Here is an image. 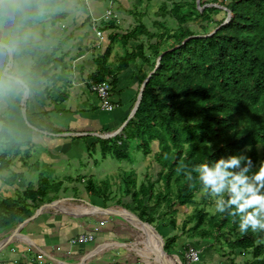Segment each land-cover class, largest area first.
I'll list each match as a JSON object with an SVG mask.
<instances>
[{
    "label": "trees",
    "instance_id": "obj_1",
    "mask_svg": "<svg viewBox=\"0 0 264 264\" xmlns=\"http://www.w3.org/2000/svg\"><path fill=\"white\" fill-rule=\"evenodd\" d=\"M38 7V0H27L21 11L36 15ZM227 10L230 15L226 21ZM157 16L164 21L154 22L155 32L138 25L122 37L124 45L142 36L147 40L119 59L114 69L107 66L110 47L97 59L89 88L110 78L112 90L118 72L136 60L150 68L140 86L150 77L136 112L120 134L98 137L89 149L92 152L98 149L103 158L110 155L127 160L126 154L135 144L137 151L145 157L151 156L150 164L156 165L157 173L154 177L146 174L138 188L134 178L124 194L131 197V211L137 213L140 221L153 226L158 233L161 227L172 230L165 237L159 233L166 259L171 261L173 254L184 262L180 250L195 248L194 244L198 243L208 244L205 247L217 245L225 251L223 257L232 258L234 252H239L251 257L246 264H264V232L249 230L241 234L238 218L233 223L232 217L216 210L210 215L207 209L215 207V198L202 191L195 173L189 181L184 172H177L181 164L190 170L200 163H211L228 155L250 156L254 165L264 160V0H199L198 5L197 0H176L171 8H160ZM37 18L39 13L23 24L28 25ZM112 21L109 24L113 25ZM168 21L172 22L170 27ZM17 25V21L3 19L0 42L15 46L13 56L34 57L29 73L32 82L49 79V66L55 60L39 48L37 53L35 45L23 42ZM158 58V67L154 70ZM0 138L6 145L1 158L18 150V145L6 135L5 125ZM207 142L212 143V149ZM246 147L251 151H244ZM87 181L85 188L90 196L99 197L100 192L104 195V190L99 189L101 185L94 184L91 178ZM198 193H201L199 199ZM46 195V188L40 187L27 189L23 197L35 202ZM188 206L190 215H186ZM181 212L184 219L179 223ZM29 213L28 206L19 200L1 199L0 231L14 226ZM185 236L194 242L175 251L178 239ZM230 264H235L234 260Z\"/></svg>",
    "mask_w": 264,
    "mask_h": 264
},
{
    "label": "crops",
    "instance_id": "obj_2",
    "mask_svg": "<svg viewBox=\"0 0 264 264\" xmlns=\"http://www.w3.org/2000/svg\"><path fill=\"white\" fill-rule=\"evenodd\" d=\"M117 1L110 0L109 4ZM38 2V21L19 23L16 29L23 42L55 60L49 66V79L32 82L29 73L34 57L13 56L15 46L0 42V78L13 76L20 81L0 92V131L5 125L9 140L19 147L1 158L6 145L0 138V200H19L30 210L14 226L0 231V264H160L151 231L131 211V197L123 194L118 198L113 190L94 197L85 188L87 178L94 176L93 169L97 174V163L91 165L95 153L89 149L98 138L93 134L106 136L121 127L135 105L142 78L150 70L136 60L118 72L110 96L114 105L111 111L100 108L89 80L106 48L111 49L107 66L114 69L142 37L124 45L122 37L130 31L121 33L119 23L130 18L123 13L120 17L115 9L110 19L113 25L110 20L95 23L102 32V38H98L81 0ZM92 5L90 2L96 18L108 8L99 11L101 0ZM20 12L14 16L5 13L3 19L16 21ZM103 113L109 116L103 117ZM142 182L136 180V187ZM40 187L46 188L45 197L35 202L23 197L27 189ZM102 209L111 213L105 214ZM159 229L163 237L172 233L169 228ZM87 234H93L92 242L70 244L77 236ZM190 243L178 239L175 251ZM194 245L202 250V244ZM171 257L170 261L165 256L168 264H185L178 256ZM212 257L209 260L216 255ZM201 259L200 254L199 262Z\"/></svg>",
    "mask_w": 264,
    "mask_h": 264
},
{
    "label": "clouds",
    "instance_id": "obj_3",
    "mask_svg": "<svg viewBox=\"0 0 264 264\" xmlns=\"http://www.w3.org/2000/svg\"><path fill=\"white\" fill-rule=\"evenodd\" d=\"M27 0H0V23L7 13L14 16ZM20 81L13 76L7 80L0 78V92ZM212 149V143L207 142ZM244 151H251L246 147ZM181 164L177 172H184L186 179L193 180L196 174L202 191L215 198V210L239 219L241 234L251 230L253 233L264 232V160L254 165L250 156L244 154L220 157L211 163H200L190 170Z\"/></svg>",
    "mask_w": 264,
    "mask_h": 264
},
{
    "label": "rangeland",
    "instance_id": "obj_4",
    "mask_svg": "<svg viewBox=\"0 0 264 264\" xmlns=\"http://www.w3.org/2000/svg\"><path fill=\"white\" fill-rule=\"evenodd\" d=\"M94 1L95 0H90L91 7L93 6L92 4ZM109 1L110 0H101L102 5L99 11H104L105 8L108 6ZM174 1L176 0H119L115 2L116 4L114 2L111 3V7L113 10L112 16L114 14V9H115V12H117L120 15V17L123 16L121 15V13L125 14V16H129L130 19H127V18H124L123 20L121 19V23H119V31L121 33L129 32L135 27H137L138 25L145 26L149 32H153V31L155 32L157 29L153 26L154 22L156 20L164 21V19H162L160 16H157V14L160 11V8L165 6L166 8L169 9L171 8L172 3ZM204 7H206V5ZM202 8L201 10H203ZM35 14L36 15L23 14V10H22V12L18 13V17L16 21L19 24V23H23V21L24 22L28 21L29 19L32 20L36 18V16H38V10L36 11ZM36 21H38V18L35 21H32L31 23L36 22ZM171 24L172 22H169L168 26L170 27ZM189 25L195 28L194 23H191ZM146 40L147 38L145 36H142V41H139V43L146 42ZM151 42H154V40H152ZM135 44L138 45L137 42L133 43V47H131L132 50L135 49L136 47ZM96 48H99V47L96 46ZM146 52L147 54H149L148 51ZM108 80L109 78L106 79L107 82H109ZM102 116L107 117L109 115L103 113ZM112 134L110 133L106 135L105 137H112L111 136ZM118 134H120V132ZM112 141L114 142V140ZM154 148H155V145H154ZM94 153H95L94 155L92 153L91 165L93 164V162L97 163V167H96L97 174L95 173V169H93L94 176L90 177L92 179V182L94 184L102 183V186L99 187V189L102 188V190H105L107 188L108 192H111L113 190L114 192L113 196H116L118 198H120L119 196H122L125 193V191L128 189L127 186L130 185V182L134 180V178L139 183L143 180L144 173H148L154 177V174L157 173V170H158L156 168V165L150 164L151 156L145 157L142 154V152L137 151L135 149V144L131 146L128 153L126 154V157H128L127 160H117L111 157L110 155L103 158L99 150H96ZM133 172H135L137 176L134 177L135 174L132 176ZM200 195L201 193L196 194V198L199 199ZM207 210L209 211L210 215H213V213L215 212V207L214 206L210 207ZM190 214H191V207L188 206L186 215H190ZM183 219H184V213L181 212L178 216V222L181 223ZM159 237L155 241V248H154L156 249L155 254H156L157 260H159L157 253L161 251V246H162V241ZM182 239L185 240L186 243H189L190 241L191 243L194 242V240H188L186 236L182 237ZM195 240L198 241L197 239ZM208 243L210 244L212 243V241H208ZM202 245L203 247H202V250H200V254L202 257L201 260L203 261L199 262L200 264H218V262H224L225 264H230V262H232L233 260L235 264H246V262L249 261L251 258L250 256H243L242 254H239V252H234L235 254L233 255L232 258H230L228 255H225V257H223L222 254H224L225 251H221L217 245L214 244L213 247H205L208 244H202ZM180 252L183 253L181 250ZM211 255H213V257H215L216 255L214 260L212 259L209 260Z\"/></svg>",
    "mask_w": 264,
    "mask_h": 264
},
{
    "label": "built area",
    "instance_id": "obj_5",
    "mask_svg": "<svg viewBox=\"0 0 264 264\" xmlns=\"http://www.w3.org/2000/svg\"><path fill=\"white\" fill-rule=\"evenodd\" d=\"M83 6L88 11L89 16L91 17L92 22V29L95 32L96 36L98 38H102V32L96 29L95 23H97L100 20L108 21L109 18L112 16V7L111 3L108 6V8L104 11V13L99 17L96 18L93 16L91 9H90V0H81ZM90 90L98 97L100 101V108L103 111H111L114 108L113 103L110 100L111 96V86L108 82H103L100 84H95L90 87ZM2 166V162L0 161V168ZM94 239L93 234H87V235H79L76 238L72 239L70 241L71 245L76 244H82V243H88L92 242ZM184 257L185 264H193L200 260L199 252L193 248L189 247L186 251L182 253Z\"/></svg>",
    "mask_w": 264,
    "mask_h": 264
},
{
    "label": "water",
    "instance_id": "obj_6",
    "mask_svg": "<svg viewBox=\"0 0 264 264\" xmlns=\"http://www.w3.org/2000/svg\"><path fill=\"white\" fill-rule=\"evenodd\" d=\"M198 2H199V0H197V5H198ZM204 8V7H203ZM202 8V9H203ZM226 13H227V16H226V21L228 20V18H229V11L227 10L226 11ZM9 53H10V55H12V53H11V51H9ZM160 58V57H159ZM159 58H158V60H157V63H156V66H155V69L154 70H156V68L158 67V64H159ZM150 77V75L149 76H147V78L144 80V82L142 83V85H141V87H140V89H139V92H138V94H137V98H136V102H135V105H134V107H133V109H132V111L130 112V114L128 115V117H127V119L124 121V123L122 124V126L115 132V133H113L111 136H114V135H116V134H118L119 132H121V130L124 128V126L128 123V121L132 118V116L134 115V113L136 112V109H137V106H138V104H139V102H140V99H141V97H142V91H143V88H144V86H145V83H146V81H147V79ZM93 135H95V136H97V137H101V138H108V137H105V136H101V135H97V134H93ZM42 208H44V207H41L40 208V211L42 210ZM103 210V212L105 213V214H109V213H111V211H108V210H104V209H102ZM120 214H122V213H120ZM125 217H128V218H130L128 215H124ZM141 224H143V223H141ZM143 225H145V226H147L148 228H149V230L151 231V233H152V235H153V239H154V242L156 241V239L159 237V234L157 233V231L152 227V226H150V225H147V224H143ZM15 236V233H13L12 234V238ZM160 238V237H159ZM154 245H155V243H154ZM155 251H156V249H155ZM157 256H158V258H159V263L160 264H168L167 263V261H166V259H165V256H166V253L164 252V250H163V242H162V246H161V251L159 252V253H157Z\"/></svg>",
    "mask_w": 264,
    "mask_h": 264
},
{
    "label": "bare ground",
    "instance_id": "obj_7",
    "mask_svg": "<svg viewBox=\"0 0 264 264\" xmlns=\"http://www.w3.org/2000/svg\"><path fill=\"white\" fill-rule=\"evenodd\" d=\"M199 255H200V254H199ZM199 261H200V260H199ZM199 261H198V262H199ZM196 263H197V262H196ZM193 264H194V263H193Z\"/></svg>",
    "mask_w": 264,
    "mask_h": 264
}]
</instances>
